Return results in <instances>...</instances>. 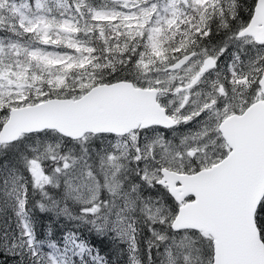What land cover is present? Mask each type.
Instances as JSON below:
<instances>
[{"label": "snow or ice", "instance_id": "snow-or-ice-1", "mask_svg": "<svg viewBox=\"0 0 264 264\" xmlns=\"http://www.w3.org/2000/svg\"><path fill=\"white\" fill-rule=\"evenodd\" d=\"M0 219V264H264V0H0Z\"/></svg>", "mask_w": 264, "mask_h": 264}, {"label": "trees", "instance_id": "trees-1", "mask_svg": "<svg viewBox=\"0 0 264 264\" xmlns=\"http://www.w3.org/2000/svg\"><path fill=\"white\" fill-rule=\"evenodd\" d=\"M49 216H51L50 213H39L38 210L35 213L37 231L41 237L45 235L48 225L52 223V221L49 220ZM64 223L66 222L61 218L60 223L55 225V227L53 228V233H54L53 238H56L57 236L60 235L59 229L61 225H63ZM86 232L87 229H85V233ZM90 239L91 242L94 243V245L101 250V254L106 255L110 260V262H112V264H126V260H127L126 254L118 255L120 250L115 248V245L111 243L110 239H101L100 237L95 236V234H93L92 238ZM121 247H126V246L122 245ZM141 254L142 256H144L145 252L141 251ZM3 260H5V257L0 256V261ZM12 263L13 261L10 260L8 261V264H12Z\"/></svg>", "mask_w": 264, "mask_h": 264}, {"label": "rangeland", "instance_id": "rangeland-1", "mask_svg": "<svg viewBox=\"0 0 264 264\" xmlns=\"http://www.w3.org/2000/svg\"><path fill=\"white\" fill-rule=\"evenodd\" d=\"M226 61H227V57H224V58H222V60H221V65H223L224 63H226ZM182 131H183V129H181ZM169 135H171L170 133H169ZM10 215V214H9ZM36 219V218H35ZM3 226V220L2 219H0V227H2ZM13 227H14V225H13ZM147 235V232L145 231V236ZM141 251H143L144 252V245H142V243H141ZM127 256V255H126ZM12 264H14V262L12 263ZM126 264H127V260H126Z\"/></svg>", "mask_w": 264, "mask_h": 264}]
</instances>
